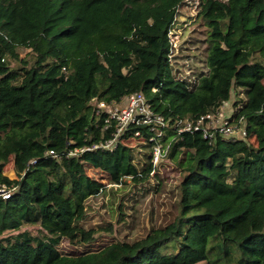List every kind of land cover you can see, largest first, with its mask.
<instances>
[{
  "label": "trees",
  "instance_id": "16d2710c",
  "mask_svg": "<svg viewBox=\"0 0 264 264\" xmlns=\"http://www.w3.org/2000/svg\"><path fill=\"white\" fill-rule=\"evenodd\" d=\"M187 1L0 0V184L12 191L0 198V264H264V0H197L208 47L192 81L171 65L170 32ZM138 92L172 120L214 113L235 94L248 137L185 134L167 158L183 174L169 223L61 254L64 240L86 247L114 230L81 227L104 188L87 169L118 186L154 170L148 144L144 162L122 143L65 155L112 137L116 124L104 130L95 102Z\"/></svg>",
  "mask_w": 264,
  "mask_h": 264
},
{
  "label": "rangeland",
  "instance_id": "374dc122",
  "mask_svg": "<svg viewBox=\"0 0 264 264\" xmlns=\"http://www.w3.org/2000/svg\"><path fill=\"white\" fill-rule=\"evenodd\" d=\"M197 0H188L180 8L179 17L172 30L171 38L173 43V54L171 65L178 76L190 80L198 77V67H203V61L207 53L206 33L204 26L197 22L198 3ZM24 55V51H21ZM16 65V64H13ZM202 69V68H201ZM244 99V96L241 97ZM235 94L229 102V112L232 109ZM250 142L256 144L254 137ZM125 145L133 150L137 159L144 162L147 153L144 150L142 141H127ZM13 172L11 178L7 172ZM149 174L146 182L136 183L127 179V184L115 185L105 175L94 169H87V174L102 182L104 188L101 193L90 198L86 202L88 218L81 223L85 230L97 229L108 223L113 224V233L101 232L96 235V241L86 247L76 248L67 240L62 241L59 246L61 254H73L84 251L99 250L106 245L117 241H136L145 236L152 228H158L169 223L176 215V203L179 192V184L183 174L171 161L159 165ZM4 174L10 179H16L17 175L13 165L9 164ZM159 177H158V176ZM160 179L162 182H160ZM124 204L123 212L126 215L124 221L118 222L119 206ZM33 235L37 234V227H27ZM206 264V263H199Z\"/></svg>",
  "mask_w": 264,
  "mask_h": 264
},
{
  "label": "built area",
  "instance_id": "2783aa9c",
  "mask_svg": "<svg viewBox=\"0 0 264 264\" xmlns=\"http://www.w3.org/2000/svg\"><path fill=\"white\" fill-rule=\"evenodd\" d=\"M170 33L172 34V31ZM94 104L97 108V114H105L106 116L104 130L109 127L111 122L116 124L112 137L104 143L95 144L90 148H78L69 151L65 154L67 157H75L84 151L94 149L112 152L117 148L118 143L125 145L127 141L139 140L144 145H151V162L154 172H156L155 170L159 165L168 161L167 158L173 143L182 139L185 134L200 133L210 143L217 136L228 142H236L248 137L246 119L236 117L233 109L229 112V102L224 103L214 113H208L196 119L186 117L175 120L155 112L142 92L129 95L120 102L107 104L97 101ZM144 131H147V136L144 135ZM128 134H130L129 137L124 138ZM47 154L57 159L61 158L53 151H49ZM11 194V190L0 184L1 199H9Z\"/></svg>",
  "mask_w": 264,
  "mask_h": 264
}]
</instances>
